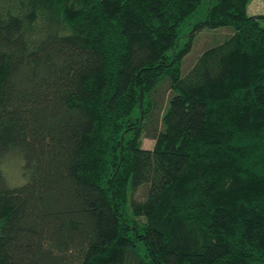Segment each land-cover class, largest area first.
<instances>
[{
    "label": "trees",
    "instance_id": "1",
    "mask_svg": "<svg viewBox=\"0 0 264 264\" xmlns=\"http://www.w3.org/2000/svg\"><path fill=\"white\" fill-rule=\"evenodd\" d=\"M201 2L0 0V264H264V13Z\"/></svg>",
    "mask_w": 264,
    "mask_h": 264
},
{
    "label": "rangeland",
    "instance_id": "2",
    "mask_svg": "<svg viewBox=\"0 0 264 264\" xmlns=\"http://www.w3.org/2000/svg\"><path fill=\"white\" fill-rule=\"evenodd\" d=\"M209 3V0H202L200 7L198 9V13L196 15V19H201L204 16L205 10L207 8V5ZM247 12L250 14H263L264 13V0H249L247 4ZM225 31L224 30H216V31H204L198 36H195V39L193 41V48L192 51L189 53V59L188 61L196 54L198 53L203 47L205 46L206 42L209 41V35L213 36H221ZM185 40H188L187 36H184L180 39V45ZM187 60L184 61L186 63ZM183 64V63H182ZM141 145L145 148H150L153 145V141L151 139L142 137L141 138ZM143 189L142 187L135 188V189H129L128 190V202L130 200H137L142 196Z\"/></svg>",
    "mask_w": 264,
    "mask_h": 264
}]
</instances>
